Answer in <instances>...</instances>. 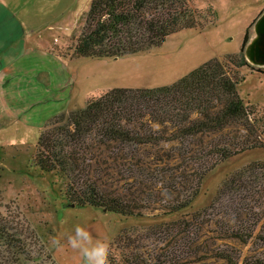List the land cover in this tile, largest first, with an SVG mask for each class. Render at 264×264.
Listing matches in <instances>:
<instances>
[{"label":"trees","instance_id":"1","mask_svg":"<svg viewBox=\"0 0 264 264\" xmlns=\"http://www.w3.org/2000/svg\"><path fill=\"white\" fill-rule=\"evenodd\" d=\"M90 1L83 32L68 57L117 58L148 50L178 31L201 26L206 12L193 8L191 0ZM248 39L247 29L238 54L214 58L170 86L113 89L90 98L80 111L51 118L40 134L35 168L63 176L68 205L153 220L147 227L164 230L169 245L186 250L182 253L189 259L175 257V264H264L262 254L241 260L232 244L256 240L264 251V161L229 172L209 205L193 212L210 195L211 172L241 153L264 149V112L258 116L249 110L237 91L242 77L227 68L229 62L238 71L253 69L245 57ZM164 143L171 145L163 152L166 158L159 149L152 160L140 157L141 147ZM108 178L123 181L126 192L109 187ZM161 181L164 187L150 199L158 201L161 207L155 210L161 213L146 214L145 190ZM164 189L169 198L162 202ZM141 229L120 234L117 245L110 246L108 264H130L123 242ZM32 260L15 220L0 214V264Z\"/></svg>","mask_w":264,"mask_h":264},{"label":"rangeland","instance_id":"2","mask_svg":"<svg viewBox=\"0 0 264 264\" xmlns=\"http://www.w3.org/2000/svg\"><path fill=\"white\" fill-rule=\"evenodd\" d=\"M1 2L28 29L27 35L33 34L32 53L23 57L21 65L9 68L8 74H0V112H3L0 114V214L9 216L19 226L33 257L30 264H83L79 250L67 245V236L73 233L76 225L89 231L93 243L99 240L106 244V256L110 246L117 245L116 240L125 229L142 228L141 231H133L131 239L123 242L130 264H175V257L189 259L182 253L184 248L179 250L177 246L169 245L170 239L164 230L147 227L153 221L151 219L124 218L99 208L68 205L64 197L66 180L63 176L55 172L41 174L35 168L33 158L37 144L46 120L68 114V103L79 106L75 111H80L88 98L100 97L113 89L170 86L214 58L225 60L229 55L238 54L247 29L249 39L245 48L256 35L255 23L264 12V0H191V6L196 10H206L201 26L178 31L148 50L117 58L92 59L68 57V48L70 51V46L83 32L90 0ZM210 10L214 21H211ZM50 50L57 57H44L43 53ZM32 62L38 64L31 65ZM41 63L48 68L40 73L43 77L37 75L34 81L28 80L27 76L33 71L37 73L38 70L34 69ZM227 68L232 75L242 77L237 91L247 102L249 110L258 116L262 114L264 74L253 66V69L244 67L238 71L229 62ZM260 69L264 71V68ZM38 82V103L29 105V99H23L28 91L21 92V89ZM8 106L19 112L7 113ZM166 127L159 126L162 130ZM156 149L166 158L163 152L171 150V145L141 147L140 157L148 155L146 160H152L156 158ZM256 160L264 161V149L241 153L211 172L210 195L202 197L193 212L209 205L229 172ZM105 166L102 165L103 168ZM108 182L112 189L119 187L126 192L127 185L123 181L108 178ZM157 185L164 187L165 184L161 181L145 190L149 195L145 205L147 209H143L146 214L161 213L155 210L161 207L158 201L150 200L159 193ZM171 218L169 216L165 220ZM54 238L63 247L54 244ZM232 244L241 260L259 254L264 256L263 248L256 240L246 245ZM183 264L213 263L210 260L196 263L188 260Z\"/></svg>","mask_w":264,"mask_h":264},{"label":"crops","instance_id":"3","mask_svg":"<svg viewBox=\"0 0 264 264\" xmlns=\"http://www.w3.org/2000/svg\"><path fill=\"white\" fill-rule=\"evenodd\" d=\"M264 13V12H263ZM262 13V14H263ZM261 14V15H262ZM260 15V16H261ZM259 16V17H260ZM28 29H26L21 21L17 19L12 12L8 10L4 6V4L0 0V74L1 73H9V68L16 65H21L23 57L27 54L32 53L33 49V34L32 32L27 35ZM80 37V36H79ZM78 37V38H79ZM44 57L56 56L57 54L50 50V52L43 53ZM38 62H32L31 65H36ZM27 76V79L30 81H34V79L41 76L42 70H48V68L41 63L39 68H35L34 70ZM38 75V76H37ZM25 77V75H24ZM48 78V76H47ZM33 79V80H32ZM39 82L36 85H30L21 89V92H27L23 95V99H29V105H33V103H38L37 93L39 89ZM89 100V98H88ZM87 100V101H88ZM79 106L71 105V103L67 105L68 112L75 111ZM11 107H6L7 113H18L19 111L11 109ZM3 115V112H0ZM10 116H15V115ZM55 117V116H54ZM53 118V117H52ZM49 120V119H48ZM46 120V123L47 121ZM45 122V121H44Z\"/></svg>","mask_w":264,"mask_h":264},{"label":"clouds","instance_id":"4","mask_svg":"<svg viewBox=\"0 0 264 264\" xmlns=\"http://www.w3.org/2000/svg\"><path fill=\"white\" fill-rule=\"evenodd\" d=\"M160 187V185H157ZM161 196L165 202L169 198L167 189L162 190ZM53 243L60 245L59 240L53 239ZM67 245L72 249H78L83 259V264H106L107 246L102 241L92 242L89 231L80 225L74 226L73 233L67 236Z\"/></svg>","mask_w":264,"mask_h":264},{"label":"water","instance_id":"5","mask_svg":"<svg viewBox=\"0 0 264 264\" xmlns=\"http://www.w3.org/2000/svg\"><path fill=\"white\" fill-rule=\"evenodd\" d=\"M254 30L256 35L245 48V57L252 66L264 68V13L257 19Z\"/></svg>","mask_w":264,"mask_h":264}]
</instances>
